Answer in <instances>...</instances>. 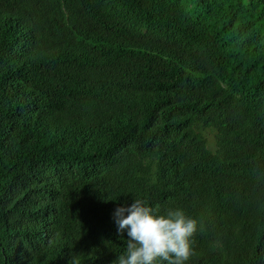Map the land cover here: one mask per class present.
I'll list each match as a JSON object with an SVG mask.
<instances>
[{
    "label": "trees",
    "instance_id": "obj_1",
    "mask_svg": "<svg viewBox=\"0 0 264 264\" xmlns=\"http://www.w3.org/2000/svg\"><path fill=\"white\" fill-rule=\"evenodd\" d=\"M134 197L264 264V0H0V264H114Z\"/></svg>",
    "mask_w": 264,
    "mask_h": 264
},
{
    "label": "clouds",
    "instance_id": "obj_2",
    "mask_svg": "<svg viewBox=\"0 0 264 264\" xmlns=\"http://www.w3.org/2000/svg\"><path fill=\"white\" fill-rule=\"evenodd\" d=\"M117 231L127 232L125 250L114 264H186L193 254V237L199 221L184 209L150 205L134 197L131 204L117 206Z\"/></svg>",
    "mask_w": 264,
    "mask_h": 264
},
{
    "label": "bare ground",
    "instance_id": "obj_3",
    "mask_svg": "<svg viewBox=\"0 0 264 264\" xmlns=\"http://www.w3.org/2000/svg\"><path fill=\"white\" fill-rule=\"evenodd\" d=\"M138 46V45H137ZM231 64V63H230ZM240 64V63H239ZM235 67V66H234ZM261 68V67H260ZM259 68V69H260ZM228 70V69H227ZM229 70H231V69H229ZM256 70V69H255ZM257 70H258V68H257ZM256 70V71H257ZM261 72V71H260ZM240 74V73H239ZM227 75V74H226ZM231 75V74H230ZM242 75V74H241ZM251 77V76H250ZM257 77H259V76H257ZM261 77V76H260ZM210 78V77H209ZM256 78V77H255ZM262 78H263V76H262ZM241 79H244V78H241ZM252 79V78H251ZM258 79V78H257ZM256 79V80H257ZM237 80V79H236ZM216 81V80H215ZM254 82V81H253ZM214 83V82H213ZM235 83H236V81H235ZM247 83V82H246ZM215 84V83H214ZM252 84V83H251ZM262 84V83H261ZM247 85V84H246ZM238 86V85H237ZM258 86V85H257ZM217 88V87H216ZM244 89V88H243ZM254 90V89H253ZM256 90V89H255ZM217 92V91H216ZM225 93V92H224ZM254 93V92H253ZM195 94V93H194ZM250 94V93H249ZM246 95V94H245ZM194 98V97H193ZM223 98V97H222ZM228 98V97H227ZM233 98V97H232ZM252 100H254V99H252ZM262 100H263V98H262ZM227 101V100H226ZM251 101V100H250ZM207 102V101H206ZM248 104V103H247ZM218 106V105H217ZM235 106V105H234ZM248 106V105H247ZM255 106V105H254ZM261 106V105H260ZM213 107V106H212ZM207 108V107H206ZM245 110V109H244ZM202 111V110H201ZM212 111V110H211ZM196 112V111H195ZM252 112V111H251ZM252 114V113H251ZM233 115V114H232ZM257 116V115H256ZM254 117V116H253ZM242 119V118H241ZM240 121V120H239ZM236 122V121H235ZM234 122V123H235ZM248 122V121H247ZM244 123V122H243ZM236 125V124H235ZM228 127V126H227ZM204 128V127H203ZM230 128V127H229ZM99 144V143H98ZM106 150V149H105ZM104 150V151H105ZM96 154V153H95ZM106 154V153H105ZM102 156V155H101ZM97 157V156H96ZM131 163V162H130ZM138 163V162H137ZM150 164V163H149ZM126 165V164H125ZM127 165H129V164H127ZM118 167V166H117ZM125 167V166H124ZM109 169V168H108ZM85 170V169H84ZM97 171V170H96ZM111 173V172H110ZM143 175H145V174H143ZM89 176V175H88ZM140 176V175H139ZM149 176V175H148ZM141 177V176H140ZM111 180V179H110ZM141 180V179H140ZM172 180V179H171ZM143 181V180H142ZM125 183H126V181H125ZM108 185V184H107ZM122 185V184H121ZM154 185V184H153ZM113 186V185H112ZM115 188V187H114ZM177 188V187H176ZM165 191V190H164ZM186 191V190H185ZM119 192V191H118ZM166 192V191H165ZM162 194V193H161ZM173 194V193H172ZM156 199V198H155ZM162 201V200H161ZM151 203V202H150ZM162 204H164V203H162ZM172 204V203H171ZM163 208V207H162ZM110 216V215H109ZM249 233H251V232H249ZM264 234V233H263ZM263 236V235H262ZM255 239V238H254Z\"/></svg>",
    "mask_w": 264,
    "mask_h": 264
}]
</instances>
